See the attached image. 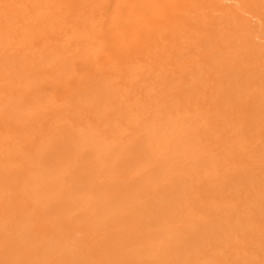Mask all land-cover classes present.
I'll return each mask as SVG.
<instances>
[{"label":"bare ground","instance_id":"1","mask_svg":"<svg viewBox=\"0 0 264 264\" xmlns=\"http://www.w3.org/2000/svg\"><path fill=\"white\" fill-rule=\"evenodd\" d=\"M0 264H264V0H0Z\"/></svg>","mask_w":264,"mask_h":264}]
</instances>
